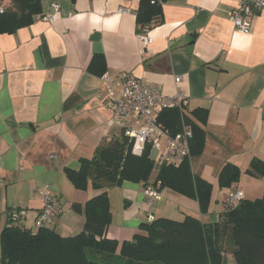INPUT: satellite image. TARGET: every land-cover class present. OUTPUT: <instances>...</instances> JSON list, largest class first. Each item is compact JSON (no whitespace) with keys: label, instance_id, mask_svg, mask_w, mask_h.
I'll return each mask as SVG.
<instances>
[{"label":"crops","instance_id":"obj_1","mask_svg":"<svg viewBox=\"0 0 264 264\" xmlns=\"http://www.w3.org/2000/svg\"><path fill=\"white\" fill-rule=\"evenodd\" d=\"M239 1L164 0L162 19L146 33L154 39L147 48L137 37L140 0H42L44 14L52 4L60 6L53 24L40 18L0 35L1 229L11 221L35 229L43 207L39 189L49 185L64 207L51 229L65 237L85 231V205L104 190H78L66 172L79 170L104 141L122 136L100 102L105 75L119 82L125 73L167 95L188 96L186 115L204 133L191 141V169L213 190L202 212L197 200L168 188L149 206L143 184L111 187L112 223L97 239L132 241L150 213L221 223L231 190L243 191L246 201L262 198L264 176L246 173L253 159L264 162V9L244 34L229 18ZM227 165L240 169V180L219 188Z\"/></svg>","mask_w":264,"mask_h":264},{"label":"trees","instance_id":"obj_2","mask_svg":"<svg viewBox=\"0 0 264 264\" xmlns=\"http://www.w3.org/2000/svg\"><path fill=\"white\" fill-rule=\"evenodd\" d=\"M162 2L164 0H140L139 31L162 19ZM0 9L4 10L0 14V35L14 34L45 15L42 0H0ZM184 115L193 129L194 139L197 135L203 136V130L188 119L186 112L165 111L160 121L175 135L182 130ZM190 150L194 157L192 143ZM131 151V142L122 135L104 141L92 159L81 161L79 170H67L76 189L86 191L92 186L97 191L104 190L86 203V228L81 234L65 237L49 227L34 230L15 224L16 221L1 229L0 217V264H227L223 252L228 236L235 264H264V196L255 201L243 200L234 207L228 205L224 220L212 226H205L194 216H187L183 221L159 217L143 224L142 232L132 241L118 244L104 236L97 239L113 219L106 190L124 182L141 183L146 187L151 184L155 171L158 175L153 184L159 186V190L168 188L197 200L202 212L210 206L212 185L193 176L191 159L180 168L156 166L150 147L141 156ZM240 173L238 167L227 165L219 174V188H230L238 183ZM246 174L262 178L264 162L253 159Z\"/></svg>","mask_w":264,"mask_h":264},{"label":"built area","instance_id":"obj_3","mask_svg":"<svg viewBox=\"0 0 264 264\" xmlns=\"http://www.w3.org/2000/svg\"><path fill=\"white\" fill-rule=\"evenodd\" d=\"M52 11L47 12L42 20L53 24L56 14L60 10L58 4H52ZM264 9V0H240L238 5L231 11L230 17L236 31L244 34L250 33L252 16ZM125 12V9L122 10ZM4 13L0 9V14ZM148 29L138 33V40L147 48L153 45V37L146 34ZM106 87L100 102L111 114L110 126L122 131L132 144L135 155L141 156L150 147L155 153V164L158 166H170L180 168L184 162L191 159V141L194 132L191 126L185 124V115L182 118V130L173 135L171 131L160 121L162 114L168 110H179L185 113L189 106V98L184 92L165 94L161 87L145 85L139 79L123 73L119 82H114L109 75L103 78ZM181 77L176 82H181ZM183 116V114H182ZM159 186L148 184L144 191L147 204L154 206L161 202L162 193ZM42 196L43 207L40 215L35 220V229L43 227L51 228L55 220L64 213V207L57 203L52 188L46 185L39 189ZM245 198L243 191L231 190L228 194V205L237 206ZM25 213L23 212L21 216ZM149 223L155 220L153 213L147 216ZM19 217L15 216L14 220Z\"/></svg>","mask_w":264,"mask_h":264},{"label":"rangeland","instance_id":"obj_4","mask_svg":"<svg viewBox=\"0 0 264 264\" xmlns=\"http://www.w3.org/2000/svg\"><path fill=\"white\" fill-rule=\"evenodd\" d=\"M226 245L224 247V255H225V259H226V263L227 264H235V260L232 256V251H233V246H232V242L230 240V237L228 236L226 238V241H225ZM88 255L90 258H93V255L90 251H88Z\"/></svg>","mask_w":264,"mask_h":264},{"label":"water","instance_id":"obj_5","mask_svg":"<svg viewBox=\"0 0 264 264\" xmlns=\"http://www.w3.org/2000/svg\"><path fill=\"white\" fill-rule=\"evenodd\" d=\"M97 35H95L94 37H96Z\"/></svg>","mask_w":264,"mask_h":264}]
</instances>
